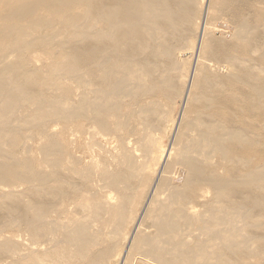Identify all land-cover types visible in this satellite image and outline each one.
I'll return each instance as SVG.
<instances>
[{
  "label": "bare ground",
  "instance_id": "obj_1",
  "mask_svg": "<svg viewBox=\"0 0 264 264\" xmlns=\"http://www.w3.org/2000/svg\"><path fill=\"white\" fill-rule=\"evenodd\" d=\"M0 264H264V0H0Z\"/></svg>",
  "mask_w": 264,
  "mask_h": 264
},
{
  "label": "rangeland",
  "instance_id": "obj_2",
  "mask_svg": "<svg viewBox=\"0 0 264 264\" xmlns=\"http://www.w3.org/2000/svg\"><path fill=\"white\" fill-rule=\"evenodd\" d=\"M224 11H225V10H224ZM244 11L247 13V10H244ZM224 16H225V17H221L222 20L226 19V18L228 17V14H227V17H226L225 14H224ZM223 18H224V19H223ZM221 19H220V20H221ZM220 20L218 19V23H219L218 26L221 24V23H220ZM216 22H217V21H216ZM220 26H222V25H220ZM220 26H219V27H220ZM221 28H222V27H221ZM186 57H187V55H186Z\"/></svg>",
  "mask_w": 264,
  "mask_h": 264
}]
</instances>
